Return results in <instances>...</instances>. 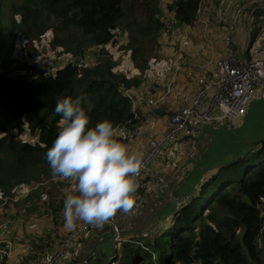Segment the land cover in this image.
I'll list each match as a JSON object with an SVG mask.
<instances>
[{
    "label": "trees",
    "instance_id": "trees-1",
    "mask_svg": "<svg viewBox=\"0 0 264 264\" xmlns=\"http://www.w3.org/2000/svg\"><path fill=\"white\" fill-rule=\"evenodd\" d=\"M198 1L0 0L1 198L23 186L27 195L32 193L31 202L42 191L46 199L55 194L45 184L54 177L46 152L57 135L60 116L54 108L59 98H82L89 126L103 119L113 125L142 120L140 111L136 117L131 112L124 88L140 87L151 72L149 63L159 58L163 10H173L180 21L193 24ZM48 30L49 44L74 56L95 43L115 42L125 31L130 63L138 72L119 71L113 55L102 48L99 58L84 65L69 61L53 74L13 77V69L29 66L13 53L18 40L20 49L31 51ZM25 131L34 138H24ZM142 178L135 193L140 205ZM36 184L41 186L32 190ZM58 198L55 206L53 197L47 199L53 212L63 206L64 196ZM169 217L168 224L150 234L125 236L121 231L118 241L112 235L116 246L105 264H264V136L239 158L215 167ZM33 247L41 245L35 242Z\"/></svg>",
    "mask_w": 264,
    "mask_h": 264
},
{
    "label": "built area",
    "instance_id": "built-area-1",
    "mask_svg": "<svg viewBox=\"0 0 264 264\" xmlns=\"http://www.w3.org/2000/svg\"><path fill=\"white\" fill-rule=\"evenodd\" d=\"M162 33L175 49L173 66L169 76H151L150 89L124 88L131 100V112L142 120L133 124H117V132H123L124 142L139 137L147 138V148L143 154L142 168L138 178L150 170L152 163L158 161L168 142L178 138L192 137L201 132L203 125L211 122L221 127H230L245 114L247 104L256 95L264 97V0H199L193 24L182 22L173 10H163ZM244 37L242 47L235 43L238 29ZM201 30V37L208 45H214L213 37L207 32L218 29L223 44V53L214 62L212 70L201 68L195 79V89H187L177 82L180 68L186 58L184 47L192 40L193 31ZM108 43H95L87 47L85 54L72 55L78 65H84L88 58L95 56ZM64 62V63H66ZM63 63V64H64ZM55 66L36 65L20 74L24 78L53 74L63 64ZM148 73L145 74V76ZM172 96L176 104L175 112L170 115L164 130L155 128L149 118L153 115L158 103ZM144 105V110L141 106ZM189 161L181 163L172 173L174 179L182 178L192 164L195 154L192 149L187 153ZM154 177L163 181L166 177L161 171H154ZM192 196L174 197V207L179 209ZM130 211L142 212V206L134 196ZM123 212H118L109 223L113 238L121 240V229L118 219ZM16 217L13 214L0 215V264H6L14 248L13 239L8 233ZM88 226L82 222L74 231L68 232L56 246L43 245L34 251L33 258L38 264H57L78 246V238ZM198 260L195 264H199ZM77 264H82L78 262Z\"/></svg>",
    "mask_w": 264,
    "mask_h": 264
},
{
    "label": "crops",
    "instance_id": "crops-1",
    "mask_svg": "<svg viewBox=\"0 0 264 264\" xmlns=\"http://www.w3.org/2000/svg\"><path fill=\"white\" fill-rule=\"evenodd\" d=\"M200 33V29H195L192 33L191 42L184 47L186 58L177 76L178 84L190 90L195 89V79L200 69L212 70L215 59L223 53V44L221 43V35L218 29H212L207 32L210 37H213V46L208 45L202 39ZM163 39L165 44H160L158 49L159 58L162 61L161 64L157 65L156 68L153 67L151 72L143 77L142 84L137 88L147 91L150 89L151 76L167 77L170 75L175 49L168 43L165 36H163ZM243 41L244 37L240 34V42L242 43ZM170 57L172 62H170ZM116 67L119 71H126L129 74H137L138 72L132 66L129 70H126L118 62ZM176 104L177 102L172 96H168L158 103L153 115L149 118L155 128L164 130L167 127L170 115L175 112ZM141 108L144 110V105ZM262 116H264V97L256 95L249 100L245 114L235 126L221 127L211 122L205 123L201 132L192 141L193 147L191 149L195 154L192 164L185 175L178 180L173 178L172 173L181 163L189 161L186 152L187 140L182 137L167 144L162 150L158 161L152 163L150 170L145 171L142 175L145 190L142 195L138 194L141 199L142 212L129 211L128 213H123L118 219V225L124 235L131 233L150 234L152 231L168 224L169 216L174 211L173 198L195 193L199 184L215 167L232 160L238 155H242L250 148V145L255 141L253 129L250 127L255 118L260 117L261 119ZM263 127L264 123L261 122L259 130L263 131ZM250 129H252V133L249 132ZM125 143L130 145L132 149L140 150L143 154L147 148L146 137H139ZM156 170L165 174L166 178L163 181H158L154 177V171ZM59 186L58 183L53 182L48 187L53 188V191L56 190L55 192L57 193L58 189H61ZM40 194L41 198L43 196L46 197L47 192L42 191ZM26 198H31V196L27 195ZM16 218L8 231L13 239L14 248L7 260V264H38L31 257V253L33 256L34 251H36L33 244L35 242L41 244L44 241H48V239H50L49 242L52 244L54 242L58 243L56 236L53 232H50L48 225L34 226L33 222L23 225L22 221L25 217L22 213ZM42 220L45 221L48 218H43ZM88 226L79 240L77 249L64 257L58 264H77L78 262L82 264H105L108 261L116 246V243L112 240L111 228L106 224L102 228L90 224ZM41 237H44V240ZM62 239L60 238V241ZM24 259H26L25 262Z\"/></svg>",
    "mask_w": 264,
    "mask_h": 264
},
{
    "label": "clouds",
    "instance_id": "clouds-1",
    "mask_svg": "<svg viewBox=\"0 0 264 264\" xmlns=\"http://www.w3.org/2000/svg\"><path fill=\"white\" fill-rule=\"evenodd\" d=\"M81 99L61 97L54 112L57 135L46 152L54 176L70 181L63 202L65 227L84 222L98 228L128 213L138 188L143 153L123 142L108 119L90 125Z\"/></svg>",
    "mask_w": 264,
    "mask_h": 264
},
{
    "label": "rangeland",
    "instance_id": "rangeland-1",
    "mask_svg": "<svg viewBox=\"0 0 264 264\" xmlns=\"http://www.w3.org/2000/svg\"><path fill=\"white\" fill-rule=\"evenodd\" d=\"M237 34L235 36V43L242 47V43L244 44V41L241 43L240 42V30L239 28H237ZM121 31V30H120ZM118 38L116 39L115 42L109 43L105 48H103L104 50L109 51L114 57V59L116 60V62H118L121 66L124 67V69L129 70L131 67V63H130V59H129V48L126 46L128 37L125 31H121L118 34ZM51 37V32L48 30L44 36L41 38V40L36 43V47L35 49L31 50V51H26L24 52V50L19 48V43L21 42L20 40H18L17 44L15 45L14 48V55L19 57L20 59L26 61L27 63H29V66L27 68H15L13 69V71L11 72L12 74H16V73H22L25 70H28L36 65L40 66V65H46V64H50L55 66L56 62H59L61 64H63L64 62L71 60L72 59V54L66 53V52H61L58 49H55L54 47L51 46V44H49V39ZM167 43V42H166ZM165 44V41L163 39V44ZM160 54V53H159ZM165 56V55H164ZM99 58V56L95 55L93 57L88 58V60H94ZM168 60V59H167ZM161 58H157L154 61H151L149 63V68L152 69L153 67H157V65L159 66L161 64ZM170 62H172V58L170 57ZM261 120V121H260ZM241 121V120H240ZM238 121V122H240ZM238 122H236L234 124V126L236 124H238ZM261 122L264 123V116L255 118L253 121V124L249 130V132H254L253 136H255V140H257L258 138H261L264 136V127H263V131L259 130V127L261 125ZM251 132V133H252ZM250 133V134H251ZM249 134V136H250ZM22 136L26 139L32 140L34 138V136L29 133L28 131H25L24 134H22ZM187 143H186V152L188 153L191 148L193 147L192 145V141L193 138L192 137H188L186 138ZM174 141V140H172ZM172 141L168 142L171 143ZM166 147V146H165ZM161 155V154H160ZM236 157H234L235 159ZM47 184V187L52 185L53 182L58 183L61 189H58V192L55 194H51V197H47L48 200L51 201L52 197H53V201H54V206L57 205L58 200L60 196H64L65 198V192L66 190H70L71 189V183L70 181H62L59 177L54 176L52 179L46 180L45 181ZM35 184V183H33ZM41 185L40 184H36L35 188H32V190L35 189H39ZM27 190L28 187L23 186L21 188V191H16V193L12 194L11 196L5 197L3 196V198H0V215H8V214H13L15 217L19 216L21 213L22 215L25 217L22 221L23 225L25 224H31L32 222L34 223V226H45L48 225L50 228V232H53V234L56 236V241H58V243L60 242V238L62 239L68 232H72L74 231L79 225L82 224V222H77L76 226L72 229H68L65 227V222L63 219V206L60 208H57L54 212L52 210L53 206H51L46 197H37L35 199H32L35 204H33L29 199L30 198H26L25 195H27ZM45 190V189H42ZM64 194V195H63ZM29 197L32 196V193L28 192ZM41 208V210H39ZM33 216V217H32ZM43 218H48V220H42ZM17 219V218H16ZM89 227V226H87ZM87 227L85 228V230L87 229ZM12 230V229H11ZM84 230V231H85ZM43 238V239H42ZM47 238H49L47 236ZM42 240H44V237H41ZM50 239H48V241H44L41 244L38 245H52L55 246L57 243H50L49 242ZM38 248V247H37ZM40 249V248H38ZM37 249V250H38ZM31 257L32 253H31ZM26 261V259H24V262ZM62 261V259H61ZM60 261V262H61ZM59 263V262H58ZM57 263V264H58ZM7 264V263H6Z\"/></svg>",
    "mask_w": 264,
    "mask_h": 264
},
{
    "label": "water",
    "instance_id": "water-1",
    "mask_svg": "<svg viewBox=\"0 0 264 264\" xmlns=\"http://www.w3.org/2000/svg\"><path fill=\"white\" fill-rule=\"evenodd\" d=\"M241 155H238L236 158H239ZM229 161H231V160H228V161H226V162H224V163H227V162H229ZM223 164V163H222Z\"/></svg>",
    "mask_w": 264,
    "mask_h": 264
}]
</instances>
